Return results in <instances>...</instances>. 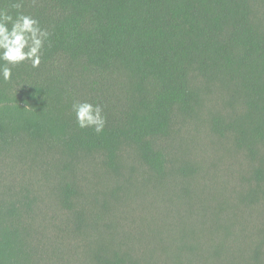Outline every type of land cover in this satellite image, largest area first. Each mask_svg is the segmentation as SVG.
<instances>
[{
  "label": "rangeland",
  "instance_id": "1",
  "mask_svg": "<svg viewBox=\"0 0 264 264\" xmlns=\"http://www.w3.org/2000/svg\"><path fill=\"white\" fill-rule=\"evenodd\" d=\"M250 2L264 35V0ZM20 5L34 17L44 3ZM190 82L199 102L154 139L162 173L133 142L122 144L113 170L100 150L0 140V230L14 241L16 264H264V141L256 157L237 142L245 93L198 71ZM256 120L264 123V110L252 107Z\"/></svg>",
  "mask_w": 264,
  "mask_h": 264
},
{
  "label": "trees",
  "instance_id": "2",
  "mask_svg": "<svg viewBox=\"0 0 264 264\" xmlns=\"http://www.w3.org/2000/svg\"><path fill=\"white\" fill-rule=\"evenodd\" d=\"M42 1L34 18L50 42L32 72L24 61L8 65L10 80L0 77V140L23 135L72 152L100 150L113 170L122 144L133 142L162 173L166 157L154 139L169 132L176 111L189 113L199 102L190 82L198 71L231 79L245 93L249 112L237 142L257 156L264 123L252 122V107L264 110V35L250 0ZM3 2L15 18L13 5L22 0ZM74 101L103 108L102 133L78 127ZM14 249L0 230V264H16Z\"/></svg>",
  "mask_w": 264,
  "mask_h": 264
},
{
  "label": "clouds",
  "instance_id": "3",
  "mask_svg": "<svg viewBox=\"0 0 264 264\" xmlns=\"http://www.w3.org/2000/svg\"><path fill=\"white\" fill-rule=\"evenodd\" d=\"M20 8L19 3L13 5ZM50 33L40 26L31 15L18 12L13 18L7 11L0 9V77L8 81L12 78V68L24 61H30L33 68L41 63L42 50L50 42ZM72 111L78 127L92 128L102 133L106 125L103 108L88 101H74Z\"/></svg>",
  "mask_w": 264,
  "mask_h": 264
}]
</instances>
